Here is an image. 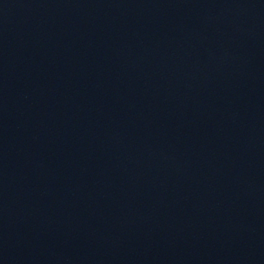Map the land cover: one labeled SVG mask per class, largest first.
Returning a JSON list of instances; mask_svg holds the SVG:
<instances>
[{"label":"water","instance_id":"obj_1","mask_svg":"<svg viewBox=\"0 0 264 264\" xmlns=\"http://www.w3.org/2000/svg\"><path fill=\"white\" fill-rule=\"evenodd\" d=\"M0 264H264V0H0Z\"/></svg>","mask_w":264,"mask_h":264}]
</instances>
